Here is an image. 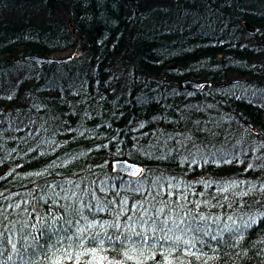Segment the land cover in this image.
<instances>
[{"label":"trees","instance_id":"trees-1","mask_svg":"<svg viewBox=\"0 0 264 264\" xmlns=\"http://www.w3.org/2000/svg\"><path fill=\"white\" fill-rule=\"evenodd\" d=\"M260 41L264 0H0V264H264Z\"/></svg>","mask_w":264,"mask_h":264},{"label":"water","instance_id":"water-1","mask_svg":"<svg viewBox=\"0 0 264 264\" xmlns=\"http://www.w3.org/2000/svg\"><path fill=\"white\" fill-rule=\"evenodd\" d=\"M245 27L253 31V26L249 25L245 22ZM261 45H264V41H260ZM71 58L70 55L62 56V57H54V56H40L37 54H25L23 59L29 63L34 64L35 66H42L44 64H63L69 61ZM238 79H232L229 81L230 84L238 82ZM209 85V81H200L194 80L190 78H185L180 81L181 89H189L192 91H198L203 86ZM219 87L224 86V83L218 84ZM110 171L114 174H120L126 176L128 178H137L141 172L143 171V166L137 162L125 159V158H115L109 162Z\"/></svg>","mask_w":264,"mask_h":264},{"label":"rangeland","instance_id":"rangeland-1","mask_svg":"<svg viewBox=\"0 0 264 264\" xmlns=\"http://www.w3.org/2000/svg\"><path fill=\"white\" fill-rule=\"evenodd\" d=\"M67 53H62V54H58V55H53L54 57H62V56H66Z\"/></svg>","mask_w":264,"mask_h":264},{"label":"snow or ice","instance_id":"snow-or-ice-1","mask_svg":"<svg viewBox=\"0 0 264 264\" xmlns=\"http://www.w3.org/2000/svg\"><path fill=\"white\" fill-rule=\"evenodd\" d=\"M69 259H71V257H69ZM130 259V258H129Z\"/></svg>","mask_w":264,"mask_h":264}]
</instances>
